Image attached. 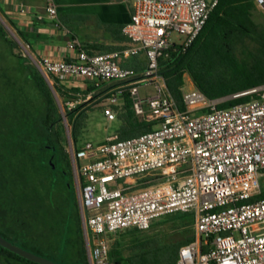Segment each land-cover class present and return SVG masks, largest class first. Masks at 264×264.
I'll use <instances>...</instances> for the list:
<instances>
[{"label":"built area","instance_id":"1","mask_svg":"<svg viewBox=\"0 0 264 264\" xmlns=\"http://www.w3.org/2000/svg\"><path fill=\"white\" fill-rule=\"evenodd\" d=\"M45 1L46 15L68 37L72 56H44L35 64L66 91L64 110L107 88L102 110L107 121L115 120L114 107L127 95L136 119L156 123L135 138L109 136L72 147L80 218L94 237L89 264L107 263L117 234L147 231L176 213L192 215L194 235L179 250L177 264H264V199L247 202L264 192V85L232 96L254 97L250 101L218 109L219 102L185 75L181 110L159 68L169 51L184 52L194 42L218 0H121L132 8L121 31L129 46L101 54L87 53L59 22L54 2ZM254 3L264 15V0ZM134 59L142 64L139 70L121 66ZM79 81L93 91L72 92ZM142 87L152 93L141 96Z\"/></svg>","mask_w":264,"mask_h":264},{"label":"trees","instance_id":"2","mask_svg":"<svg viewBox=\"0 0 264 264\" xmlns=\"http://www.w3.org/2000/svg\"><path fill=\"white\" fill-rule=\"evenodd\" d=\"M255 9L257 8L254 0H218L206 25L194 42L184 52L171 50L166 57L160 59V73L179 109H184L180 88L184 84L185 75L209 100L226 99L217 104L218 109H227L250 101L254 97L232 98V96L264 85V26L253 20ZM0 13L4 16L1 6ZM4 18L6 19L5 16ZM85 18L81 15L72 17V15L66 14L59 20L62 24H69L74 21L73 19L83 22ZM6 20L18 38L28 46L26 34L18 30L11 21ZM101 27L103 26L97 24V30H100ZM113 28L119 35L123 26ZM0 39L7 45L8 53L17 60L25 80L32 85L42 99V110L35 115L34 120L22 121L24 125L21 134V150L26 153L27 148L35 144V150L38 151L36 157L28 155L29 158L26 160V165L23 164L22 170L12 161H6L0 157V235L10 243L57 264H88L76 198H65L67 211L58 213L59 218L52 227L54 235L45 244L32 234V229L22 219L25 215L26 218L36 222L39 215L36 208L37 203L43 201V197L47 199L48 204L53 199L58 178L56 176L49 178L48 176H52L55 170L52 154L57 150V147L62 151L65 130L62 124V115L44 78L36 67L27 63L24 57L14 53L17 44L7 38L1 24ZM123 48L126 46L100 49L96 44H89L85 47V51L89 54H101ZM141 65V62L135 59L121 64L124 68L134 70H139ZM0 79H4L5 86L12 89L11 95H14V83L7 82L9 77L0 72ZM52 87L64 103L68 97L66 91L55 84ZM93 89V86L87 83L83 94L87 95ZM106 90L107 88H103L99 92L92 93L90 101L79 104L70 111L64 110L63 116L69 127L73 150L78 149L77 141L83 132L90 109L87 106L88 103L104 100L106 95L103 94ZM71 91L80 92L78 88H72ZM11 100L15 105L17 102L15 98ZM114 109L118 111L117 120L120 123L115 133L118 140L135 138L151 132L156 126L155 122H144L135 118L127 95L123 98L122 104ZM25 114V111H21L20 116L24 120ZM44 153H48V155ZM27 168L32 169L40 176V178L37 176L38 186H40L38 188L33 186L32 193L28 188L29 176L22 175ZM258 199H264V192L247 202ZM160 219L161 223L172 221L176 226L190 227L191 230L186 231L188 235L185 237L164 243L156 237L142 236L141 233L143 234L145 231L128 229L117 234L110 241L106 264H177L179 250L194 240L192 215L176 213ZM58 230L71 236L68 238L64 236L62 240L58 239ZM206 250L207 247L202 248L203 252ZM0 256H3L4 260L11 264L16 261L34 264L1 247Z\"/></svg>","mask_w":264,"mask_h":264},{"label":"rangeland","instance_id":"3","mask_svg":"<svg viewBox=\"0 0 264 264\" xmlns=\"http://www.w3.org/2000/svg\"><path fill=\"white\" fill-rule=\"evenodd\" d=\"M96 2L98 3V5L97 8H95V11L98 19L102 21L106 20V17L104 15L106 9L112 14L113 17L120 21L122 19L123 10L128 11L130 7L129 5L123 4L121 0H96ZM109 9H111L112 11H109ZM253 20L257 24L264 26V15L260 10L255 9ZM0 24L2 27L4 25L3 29L7 35V38L15 41L17 44V49L14 50V53L21 55L27 60V63L36 67L35 58L30 53L26 45L18 38L13 28L10 26L4 16L1 15V13ZM174 38H178V36L174 34ZM7 49L8 48L5 42L0 39V72L9 77V80L7 82L14 83L15 88V94L11 95L12 89H8L3 82L4 79H0V84L3 83L0 87V157L4 158L6 161H12L15 166H19V168L22 170L23 164L26 165V160L29 158L28 155H31L34 158L38 154V151L35 150V144L30 148H27L26 153L22 152L21 150V134L24 125L22 124V121L26 122L27 120H34L35 115L42 110V99L33 89L32 85L25 80L24 76L21 74L22 71L20 66L18 65L17 60L8 53ZM36 69L38 68L36 67ZM50 85L52 86L51 83ZM75 87L85 90L87 84L85 82L79 81L75 82ZM145 93H152V88H139V94L141 96H144ZM55 94L58 101V110L63 116V102L59 99L56 92ZM12 98H15V100L17 101L15 105H13V103L11 102ZM225 100L226 99H222L218 102ZM87 101H90V99L84 100L82 101V103H85ZM118 103H121V99L118 100ZM105 105L106 102H104V100H101L100 102L91 101V103H88L87 106L90 109L87 113L88 117L85 121L83 132L78 138L77 148L81 147L85 143L97 144L103 142L109 136H115V133L120 124L117 120L118 111L114 109V112L116 114L115 120L107 121L102 112ZM21 111H25L27 114H25V120L20 116ZM64 124L67 125L66 120ZM69 142L71 143V140L68 141L65 134V140L62 142V151H60L59 147H57V150L52 154V161L55 164V170L53 172V175L48 177L51 178L53 176H56L58 178L56 190L53 193V199L48 204L47 199L43 197L44 200L40 203H37L38 206H36V208L39 212V215L36 222L29 218H26L25 215H23L22 217L23 221L27 222L32 229V234L38 237L44 244L47 242V240H51L52 236L54 235L52 227L54 222L59 218L58 213H64L65 211H67L65 198L71 199L74 197L77 199V189L74 181L73 167L70 157L72 147H70ZM45 155H48V153H46ZM25 174L30 178L28 188L30 189V193H32L33 186L37 188L40 186H38L39 182L37 179V176L39 175L30 168H27L26 172L24 171L22 173V175ZM260 184L263 188L264 175L260 177ZM157 221L152 224L149 230L145 231L143 234L141 233V235L146 237H156L159 241L165 243L185 237L188 235L187 232L191 230L190 227H180V225L176 226L174 222L172 223V221H167L164 223H161L162 221ZM57 235V238L61 240L64 236L67 238L71 236L70 234L68 236V234L64 233V231L60 232V230H58ZM86 238L87 240L85 239L83 234L87 256L89 257V251L93 248L92 234L87 232ZM12 263L27 264L23 261H16ZM0 264H7L3 256H0Z\"/></svg>","mask_w":264,"mask_h":264},{"label":"crops","instance_id":"4","mask_svg":"<svg viewBox=\"0 0 264 264\" xmlns=\"http://www.w3.org/2000/svg\"><path fill=\"white\" fill-rule=\"evenodd\" d=\"M57 9L58 20L63 15L86 17L83 22L73 19L69 24H62L76 37L84 49L89 44H96L98 48L129 46V42L122 35H118L113 27L126 25L131 18L132 8L123 10L119 21L105 10L106 20L98 19L96 0H52ZM122 2V1H121ZM123 3V2H122ZM124 4V3H123ZM127 5V4H126ZM0 6L6 19L26 34L30 53L35 59L50 57L53 59H70L72 53L66 47L68 37L46 15L45 0H0ZM109 11H112L109 9ZM81 21V20H80ZM97 24L102 25L97 30ZM27 45V44H25ZM142 62V57H140ZM94 237L92 236V244Z\"/></svg>","mask_w":264,"mask_h":264},{"label":"water","instance_id":"5","mask_svg":"<svg viewBox=\"0 0 264 264\" xmlns=\"http://www.w3.org/2000/svg\"><path fill=\"white\" fill-rule=\"evenodd\" d=\"M3 27H4V25H3ZM39 72L42 75V77L44 78L45 82L47 83V85H48V87H49V89H50V91L54 97V100L58 106L57 97H56V94H55L53 87L50 85V82L47 79V77L40 70H39ZM62 121L64 124V122H65L64 116H62ZM64 127H65L64 130H65L66 137L69 141L70 140L69 129H68L67 125H65V124H64ZM69 144H70V147H72L70 142H69ZM82 229H83L84 237L87 240L86 233H85V230L83 228V223H82ZM0 247L5 249L6 251L18 256V257L26 260V261H29V262L34 263V264H57L55 262H52V261L45 259L41 256L35 255L31 252H28V251L22 249L19 246H16V245L10 243L9 241L5 240L1 235H0Z\"/></svg>","mask_w":264,"mask_h":264},{"label":"flooded vegetation","instance_id":"6","mask_svg":"<svg viewBox=\"0 0 264 264\" xmlns=\"http://www.w3.org/2000/svg\"><path fill=\"white\" fill-rule=\"evenodd\" d=\"M5 262H7V264H11L9 261H5ZM16 264V263H15Z\"/></svg>","mask_w":264,"mask_h":264}]
</instances>
